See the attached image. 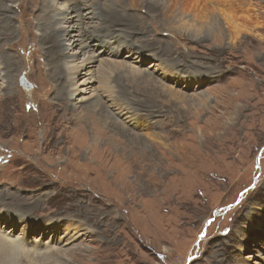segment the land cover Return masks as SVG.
Returning <instances> with one entry per match:
<instances>
[{
	"label": "rangeland",
	"instance_id": "rangeland-1",
	"mask_svg": "<svg viewBox=\"0 0 264 264\" xmlns=\"http://www.w3.org/2000/svg\"><path fill=\"white\" fill-rule=\"evenodd\" d=\"M225 2L231 10L212 0L115 5V22L104 29L124 25L120 34L142 51L125 49L115 62L132 58L128 65L147 74L138 83L109 72L112 97L124 91L131 104L124 115L97 106L90 118L91 99L80 102L81 95L59 104L66 77L58 84L36 36L41 28L22 35L35 40L25 55L41 54L44 100H54L58 115L37 108L33 80L19 74L28 68L13 58L9 88L0 80V232L22 242L12 257L23 264H264V0ZM8 3L14 8L11 20L0 15L2 50L20 36L18 0ZM50 3L29 5H43L30 9L36 24ZM221 7L232 22L221 19L218 39L207 14ZM70 16L67 60L79 62L93 55L78 45L90 19L75 26ZM100 70L97 61L90 76L98 79ZM169 88L187 99L170 97ZM101 89L93 82L82 97Z\"/></svg>",
	"mask_w": 264,
	"mask_h": 264
},
{
	"label": "bare ground",
	"instance_id": "bare-ground-1",
	"mask_svg": "<svg viewBox=\"0 0 264 264\" xmlns=\"http://www.w3.org/2000/svg\"><path fill=\"white\" fill-rule=\"evenodd\" d=\"M60 1V0H59ZM58 1V3H59ZM62 2L57 4L56 0H51L49 6L45 8L43 7L41 13L38 15L37 24L35 20L34 12L32 10H37L42 4L39 6L30 7L31 3L37 2V0H18L17 7L19 9V14L14 15L13 19L18 22V29H19V39L13 42L7 49L2 50L0 48V69H3L4 73L1 74L0 71V80L1 84H3V77L8 75V71L14 67V59L16 60L17 64L20 67L24 66L25 69L28 68L27 71L20 72L25 73V75L33 80L34 86L31 91V97L38 103L37 108L46 111H52L55 115L57 113V104L53 106V101H48L47 99L44 100V92L47 90L48 82L44 80L45 78V71L42 67V59L41 54L38 50L32 53V56L27 57L25 55V46L28 43H32L34 45L35 40L27 39L28 42L22 41L21 37L24 36H32L35 35L33 32V27L38 25L39 29L41 30V34L36 35L39 37V41H41L45 46L43 47L45 53L49 52L51 54L52 62L54 63V71L55 76L57 78L58 84H61V77H66V86L61 84L58 87V101H65V98H71L72 100H76V102H81V100H89L91 99V108L86 109L87 116L89 115L92 118V114L94 112L95 107H99L100 109L108 108L112 112L111 114L117 115H124L128 113L131 108V104L126 98V94L124 91H119L118 94H115V97H112L113 91L109 85V72L112 69H116V77L124 78L130 77L135 82H144L147 80V74L137 70L136 68L131 67L128 65L129 60H133L132 58L127 59L126 61H117L122 56V52L126 50H132V52H128L127 54L133 55L134 53L139 57H142V51L140 49H134V46H137V43L128 36H122L120 32H122L124 25H116L111 30L104 29L103 24L107 21L110 23L115 22V18L113 13L116 11V4L123 3V0H61ZM8 2H14V0H0V15H3L6 19H10V13L12 11V7L14 6ZM39 2V1H38ZM152 6L154 7L157 5L158 0H152ZM213 5L223 6L224 9H230V7L226 4L225 0H212ZM56 4L58 6H56ZM48 5V4H46ZM42 8V7H41ZM222 8V7H221ZM220 9L218 12L214 11L213 9L211 12L209 11L208 15V23H207V30L212 31L216 28L218 30V34H216V38H222L224 33L221 31V24L223 20H226L227 23L232 22V17L228 14V10L224 11V9ZM40 10V9H39ZM217 10V9H216ZM231 10V9H230ZM70 12L74 13L76 25L75 26H83L84 19H90L88 22V27H85V31L87 34L85 35V39H81L79 41V47L85 49L83 55H86L88 50H91L93 55L87 56L86 58L83 57L82 60L76 62L77 60H67V57L72 56V53H69V49L71 44L65 43V38L68 37L67 30L74 25H66L69 23L71 16ZM31 13V14H30ZM44 17V20H41ZM11 20V19H10ZM182 21V19H180ZM82 24V25H81ZM191 24L184 22L179 23L180 28H188ZM45 26L47 27V31L42 32V28ZM46 30V29H45ZM198 31V30H196ZM179 34V33H178ZM177 34V35H178ZM180 35V34H179ZM176 37V36H175ZM12 38V37H11ZM180 40V39H179ZM185 40V39H184ZM135 44V45H134ZM10 53H9V52ZM95 53V55H94ZM90 55V54H89ZM102 56L111 58L109 60L104 59L101 62ZM14 58V59H13ZM82 58V57H81ZM114 58V59H113ZM27 59L32 61V67H27ZM60 59L64 60L63 67L64 70L61 68ZM100 59V60H99ZM135 59V58H134ZM20 60L23 62L21 65ZM114 60V61H113ZM99 61V68L101 69L98 79L93 78L90 76L91 71L95 65V63ZM103 65V68L101 66ZM80 71H84L83 79L78 82V78L80 76ZM174 72V71H172ZM18 75V74H17ZM186 76L185 82H191L192 79ZM194 78V77H193ZM78 82V83H77ZM93 82L99 83L100 87L102 88L103 94L106 93L109 100V104L107 105L103 100L104 96L102 93H99L96 97H89L85 98L83 94L86 90L91 87ZM186 84V87H187ZM6 88H9L8 81L6 77L5 85ZM189 87V86H188ZM6 90V89H5ZM164 91L168 92L170 97L175 99H181L185 101L187 99V95L182 94L181 92H175L174 89H164ZM163 92V91H162ZM10 89L5 92L4 95H10ZM81 95L80 100L76 99L75 96ZM5 99V98H4ZM67 99V98H66ZM7 100V99H6ZM79 100V101H78ZM112 100V101H111ZM126 100V101H125ZM180 100V101H181ZM5 101V100H4ZM61 102V104H62ZM139 103V102H138ZM6 104V102H5ZM4 104V105H5ZM60 104V102H59ZM78 104V103H77ZM36 105V104H35ZM65 106H68L66 103ZM61 106V105H60ZM70 109H76V104L72 103L70 105ZM138 106V105H137ZM68 109V108H67ZM69 109V110H70ZM63 110V109H62ZM119 112H118V111ZM64 111V110H63ZM78 122H81L79 118H76ZM89 122V121H88ZM87 124V123H86ZM88 141V140H87ZM91 141V140H90ZM19 221V220H15ZM8 224V222H7ZM9 224H12L10 222ZM4 233V234H3ZM3 236H0V264H23V259H17L10 255V251L12 249L21 248L22 242L17 241L15 239H11L10 241L7 240L5 236V231L0 232ZM8 234V232H7ZM9 236V235H8ZM5 237V238H4ZM52 252V251H51Z\"/></svg>",
	"mask_w": 264,
	"mask_h": 264
},
{
	"label": "water",
	"instance_id": "water-1",
	"mask_svg": "<svg viewBox=\"0 0 264 264\" xmlns=\"http://www.w3.org/2000/svg\"><path fill=\"white\" fill-rule=\"evenodd\" d=\"M263 147H264V145H263ZM207 222H208V220H207Z\"/></svg>",
	"mask_w": 264,
	"mask_h": 264
}]
</instances>
